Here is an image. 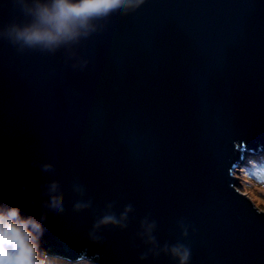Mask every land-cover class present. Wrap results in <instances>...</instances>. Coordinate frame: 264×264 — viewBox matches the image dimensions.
<instances>
[{"label": "water", "instance_id": "1", "mask_svg": "<svg viewBox=\"0 0 264 264\" xmlns=\"http://www.w3.org/2000/svg\"><path fill=\"white\" fill-rule=\"evenodd\" d=\"M33 4L0 0V204L43 221L39 251L264 264L236 178L264 155V0H143L55 49L12 32Z\"/></svg>", "mask_w": 264, "mask_h": 264}, {"label": "clouds", "instance_id": "2", "mask_svg": "<svg viewBox=\"0 0 264 264\" xmlns=\"http://www.w3.org/2000/svg\"><path fill=\"white\" fill-rule=\"evenodd\" d=\"M141 3L143 0H34L30 8L31 22L14 26L12 32L18 41L28 46L55 49L87 37L92 27ZM54 195L55 191L49 190L50 202L46 212L50 216L63 212L61 203L52 200ZM109 224L117 225L121 221L108 215L99 221L97 227ZM42 228V220L31 222L23 216L19 207L0 204V264H73L64 258L39 251ZM171 252L179 258L180 264H187V249L177 246ZM75 264H92V261L82 254Z\"/></svg>", "mask_w": 264, "mask_h": 264}, {"label": "rangeland", "instance_id": "3", "mask_svg": "<svg viewBox=\"0 0 264 264\" xmlns=\"http://www.w3.org/2000/svg\"><path fill=\"white\" fill-rule=\"evenodd\" d=\"M260 157L251 156V161L257 162L258 166L256 168H250V171H246L247 169H243V167L248 168L247 165L250 162L246 163L247 165H241L238 168L239 172L236 173V178L238 179V189L247 195L261 211H264V203H262L264 201V160L259 164L258 159L259 161L262 160ZM251 173L256 174L251 176ZM73 264H75V261Z\"/></svg>", "mask_w": 264, "mask_h": 264}, {"label": "trees", "instance_id": "4", "mask_svg": "<svg viewBox=\"0 0 264 264\" xmlns=\"http://www.w3.org/2000/svg\"><path fill=\"white\" fill-rule=\"evenodd\" d=\"M256 156H259V155H256ZM256 156H254V157H256ZM262 157H263V158H262ZM251 159H252V158H251ZM260 159H262V160L259 161V159H258V163H259V164L262 163L261 161L264 160V155H261ZM246 165H247V164H246ZM247 166H248L249 169H248V168H244V167H243V169H247L246 171H250V168H256V167L258 166V164H257V162L250 161V164H248ZM261 172H263V171H261ZM261 172H260V173H261ZM260 173H259V174H260ZM255 174H256V173H254V174L251 173L250 175L252 176V175H255ZM259 174H258V175H259Z\"/></svg>", "mask_w": 264, "mask_h": 264}]
</instances>
